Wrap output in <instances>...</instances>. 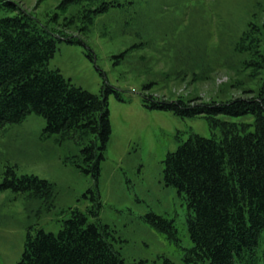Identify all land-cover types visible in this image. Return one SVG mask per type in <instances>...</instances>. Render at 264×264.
Wrapping results in <instances>:
<instances>
[{
    "label": "rangeland",
    "instance_id": "obj_1",
    "mask_svg": "<svg viewBox=\"0 0 264 264\" xmlns=\"http://www.w3.org/2000/svg\"><path fill=\"white\" fill-rule=\"evenodd\" d=\"M4 2L0 18L30 16L76 38L55 37L58 50L49 68L78 88L107 96L112 133L95 177L84 169L82 145L46 135L42 115L0 127V264L19 263L28 232L58 235L73 211L109 228L125 264H201L188 259L194 247L189 208L166 184L165 160L193 135L222 137V120L245 132L254 130L256 117L222 115L214 127L204 116L151 105L153 98L200 104L252 96L247 92L263 85L264 69L250 66L251 51L242 48L249 47L248 36L255 37L252 45L264 44V0H97L88 9L108 7L91 12L86 22L75 19L83 5L64 12V0ZM64 21L77 25L66 28ZM9 171L18 179L47 181L53 191L35 196L3 189ZM151 215L172 221L173 232L157 230Z\"/></svg>",
    "mask_w": 264,
    "mask_h": 264
},
{
    "label": "trees",
    "instance_id": "obj_2",
    "mask_svg": "<svg viewBox=\"0 0 264 264\" xmlns=\"http://www.w3.org/2000/svg\"><path fill=\"white\" fill-rule=\"evenodd\" d=\"M96 1L64 0L62 8L67 12L83 5L75 19L86 22L91 12L108 7L103 3L88 9ZM4 4L15 5L6 0ZM30 18L21 14L0 18V127L21 123L34 112L42 115L47 121L46 135L58 134L61 140L82 145L84 169L98 177L112 133L108 98L76 87L59 70L49 68L58 50L55 37L70 43L77 40ZM71 22L61 25L71 28L76 21ZM250 40L242 52L251 51L249 65L264 69V60L259 61L264 59V44L254 46L255 37L248 36ZM247 93L252 96L200 104L153 98L151 107L182 116H204L214 127L222 115L256 117L254 130L245 132L230 129L228 125L234 124L222 120V137L193 135L165 160L166 184L175 186L188 204L187 223L194 243L188 259L194 262L264 264V82L257 91ZM7 174L12 177H6L3 189L35 196L53 191L50 183L39 178L18 179L13 171ZM148 220L162 233L174 230L173 222L163 217L151 215ZM113 240L108 227L88 223L84 214L73 211L58 235L28 232L18 264H125Z\"/></svg>",
    "mask_w": 264,
    "mask_h": 264
}]
</instances>
